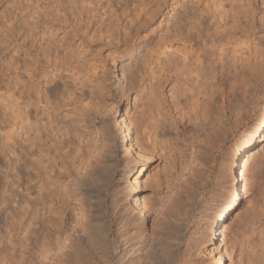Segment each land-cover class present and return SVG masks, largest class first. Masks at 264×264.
Wrapping results in <instances>:
<instances>
[{
  "label": "rangeland",
  "instance_id": "obj_1",
  "mask_svg": "<svg viewBox=\"0 0 264 264\" xmlns=\"http://www.w3.org/2000/svg\"><path fill=\"white\" fill-rule=\"evenodd\" d=\"M134 6L142 7L146 15L136 18V12H131ZM137 20L145 23L138 26ZM8 27L16 39L6 33ZM0 31V39L4 32L10 46L19 44L32 53L30 57L39 54L43 63L47 44H54L51 53L58 49V60L73 61L74 76L63 71L60 79L47 82L37 66L32 92L27 73L19 74L26 93L21 84L14 91L26 106L34 102L28 108L31 123L44 128L52 122L49 148L44 146L51 159L44 163L49 173L52 168L51 177L67 184L64 237L75 242L89 229L110 222L115 243L133 236L150 247L145 252L157 248L147 256L148 264H214L218 257L222 264L264 263V140L251 152L240 201L226 217L218 250L208 242L207 232L215 210L229 195L227 165L232 147L252 127L264 101V0H0ZM66 37L73 42L71 57L58 47L62 41L68 44ZM3 52L6 60L8 50ZM131 53L141 58L136 76L126 84L121 71ZM11 76L0 83V108L13 102L4 95V84ZM157 105L165 106L169 116L157 117L155 133L142 135L144 106ZM44 106L49 111L42 114ZM80 115L86 123L79 126L74 122ZM121 121L130 122L129 156H124L121 145ZM26 130V123L17 128L19 140L14 145L25 154ZM36 151L34 147V159ZM16 154L20 155L19 149ZM20 157L21 162L10 166V192L5 184L7 165L0 159V203L1 197L13 195L8 207L0 204L1 235L6 214L18 212L16 202L27 198L28 174L33 177L28 192L31 197L37 193L36 169H26V155ZM74 182L84 185V190L75 189ZM47 192L51 196L52 191ZM135 202H146V207L140 211ZM53 256L51 264L62 263L56 261L58 255Z\"/></svg>",
  "mask_w": 264,
  "mask_h": 264
},
{
  "label": "bare ground",
  "instance_id": "obj_2",
  "mask_svg": "<svg viewBox=\"0 0 264 264\" xmlns=\"http://www.w3.org/2000/svg\"><path fill=\"white\" fill-rule=\"evenodd\" d=\"M134 11L136 12L134 14V15H136L135 16L136 18H137V16L139 17V15L142 13H144L145 15L147 13V12H145V10L143 11V8L140 6L133 8V10L131 12L133 13ZM153 12H155V11H153ZM139 21L137 20V22H135V21H133V22L138 24V26H142L145 23V22H142L143 23L142 24ZM129 22H130V20H129ZM130 25H131V23H130ZM5 30H6V33H9L12 35L11 28L8 27V30L7 29H5ZM189 32H191V31L188 30V32H187L190 35ZM201 33H199V34L201 35ZM3 34H4V36L2 35V37L0 39V55L2 54L0 56V83H3L4 79H6L8 76L12 75L11 77L8 78L7 82L4 84V91H5L4 95L5 94L8 95L10 100L13 101V102L10 101L11 103H13V104H10V106H9L10 102L7 105H5L3 103L4 105L3 106L1 105V108H0V159H1V161L4 160V163H6L5 165H7V167L5 169V172H6L5 173V179H6L5 184L9 188V192H10L12 184H13L12 179L8 180L9 175H10L9 174L10 166L13 165V167H15L17 162H21V157H20L21 154L23 156L26 155V158H27L26 169H28L30 171H35V169H36V175H37L36 178H38L39 183H38L36 195L34 197H31L30 193L28 191L32 187L30 184L33 180V177L28 174L27 182L29 185L26 188V196H27L26 200L21 199L18 202H16L18 209H19L18 212L6 214V219H5L6 229L4 231V234H2V235L0 234V262H2V263L3 262L4 263L5 262H11V263L17 262L18 264H23V262H24L23 260H25V255H24V252H25L26 264H27V262H31V264L34 262H38V264H39L40 261L43 262L42 264H44L45 262H48V260H49V263L50 262L53 263L52 261H50V259L55 254L59 256V257L57 256L58 259L56 261L62 262V263L64 262L63 264H84V262H92V260H96L98 262V264H100V263L101 264H148L149 261L147 263L146 258L149 255V253H151L152 251L150 250L149 252H145L144 250H146L147 248L149 250L150 247H148L147 244L142 243V241L140 242L139 239L136 240L135 237L133 238V236L129 240H120L119 242L115 243V240H114L115 237L113 236L114 232H113V228L111 227L110 222L108 224H107V222H105L106 227H103V228H101V227L91 228V226H90L91 229H89L90 231L86 232V236L84 238H81V239L78 238V240H76L75 242L73 240H69V238L64 237V236H66V234H64V232L62 231L61 225H64L63 224V216L64 215L62 216V213H63L64 209H66L64 207H66V203L68 202L67 199H69L68 198L69 192L67 190V184H65V183L63 184L62 182L59 181V179L55 178L57 176L51 177L50 173L53 170L51 168V172L49 173L47 171L48 165H46L44 163V160L47 163V162H50V159H51V158L48 159L49 157H48V152H47L49 150L48 149L49 146L47 145V143L49 142L48 137H49V131H50L48 129V124L51 121H49V123L47 124V127L42 123L44 128H41L37 122L31 123L29 120V115H28L29 109L28 108L32 107V105H34V102L29 101L27 103V106H26V101L23 100L24 98H22V100H21V96L15 97L14 91L17 89V85L21 84L20 86H22L24 88L23 93H26V84L24 85V83L19 81V78H20L19 74H26L27 73L28 80L30 79V81L28 83V88H29L30 92H32V89H34V85H32L33 83L31 82V79L34 78L32 76L34 75V73L36 71L35 69H37L36 68L37 66H40L38 68H42V70L38 72L41 74L40 77L42 76L41 79L46 80L47 82H50L53 80V78H59L60 79L64 72L70 73V74L74 73V70H72L73 69V66H72L73 61L71 60V58H69L66 61L58 60L57 59V57H58L57 56V50L58 49H56L55 52H53L54 55H52L53 53H51V48H53L54 44L53 45L51 44L52 47H50L49 44H47V47L45 46V49L43 50V54H42V59L44 60V63H45V65H44L43 61L41 60L42 61L41 62L40 59H38L39 54L36 55L37 57L36 56L30 57L32 55V53H28L26 51V49L25 48L23 49L19 44L10 46L11 40L10 41L8 40L9 37L4 32H3ZM72 35H75V34H72ZM192 35H194V33ZM13 37L15 38V35ZM74 38H76V37L74 36ZM74 38L72 37V39H74ZM68 39H70V38L69 37L67 38V41H68L67 45L65 43H63L64 41H62V43L60 42L61 44H59L58 47L61 49L64 48L65 51L68 50L67 53L70 55H68L66 52L65 53L69 57H71L73 55V53L70 49H74V48H71L73 45L72 44L73 42L69 43ZM56 40H60V39H56ZM23 42H24V40H23ZM58 42L53 41V43H57V44H58ZM57 44H55V45H57ZM39 49H41V48H39ZM196 49H198V48H196ZM5 50H8V54H9L8 58L6 59L7 61L2 58L3 53H4L3 51H5ZM19 53H21L23 55L22 59H20ZM199 56L200 55L197 56L198 57L197 60L200 64L201 58H199ZM4 57H6V56L4 55ZM26 57L29 60V64H26ZM140 58H137V55L135 56L134 54L131 53L128 56L129 62L127 64L123 65V70L121 71L122 72L121 74H122L123 80L125 81L126 84L128 83L129 79L131 80V78L135 75L136 71H138V64H139ZM73 59H74V56H73ZM45 66H46V68H45ZM48 67L50 68L49 70H47ZM199 70H201V69H199ZM72 75L74 76V74H72ZM73 76L72 77L70 76V77L73 78ZM53 88H56V86H54ZM123 88H121L119 90L123 91ZM23 93L20 92V94H23ZM28 97H30V94H28ZM6 99H8V98L6 97ZM7 102L8 101H6V103ZM153 102H155V101H153ZM15 105H17V106H15ZM19 106H23L22 111H19V109H18ZM14 107H15V110H14ZM178 107H176V108H178ZM48 108H49V106H48ZM48 108H47V106H44L41 110L42 114L48 113V111H49ZM176 108H174V109H176ZM50 109H52V108H50ZM166 110H165V106H159V105H157V106H144V110L142 112L143 113L142 114L143 119L140 123V129H141L142 135L145 133L149 134L150 132L153 133L156 130L157 117L160 118V116L165 117L166 114L168 115L169 111H166ZM177 110L178 109H176V111ZM184 116H186V114ZM77 117L79 118V120H77V121L75 120L76 122L73 121L74 124L76 123L77 125H79L81 123L82 124L86 123L84 121L83 115H80ZM37 119H39V118H37ZM49 119L47 118V121ZM41 122H43V121H41ZM121 122L123 123V128H122V126H120V128H119V126L117 125L119 133L121 135V145H123L122 147H123V151H124V156H129L130 155V151H129L130 148H127V145H129V146L131 145V144H129V141H130V124L129 123L130 122L129 123H126L124 121H121ZM25 123L27 124L26 140L29 142V144H28L29 148H28V151L26 152V154L24 153V150L22 148H19L20 146L17 148L14 147L16 142L19 140V134L18 135L16 134L17 128H22V126ZM147 123H149V126H146ZM50 124L52 125V122ZM158 127L159 126H157V129H158ZM31 132L33 134H35L34 132H36V134L33 135V137H31L30 136ZM52 132H53V129H52ZM56 134H58V133H56ZM65 134L66 135L69 134L68 129L65 130ZM65 134L63 133V135L62 134L61 135L64 136ZM54 135H55V133H54ZM41 137H44L45 139H43ZM55 137H56V135L54 136V138ZM154 137H156V135ZM57 138H55V139L57 140ZM147 138H149V137H147ZM51 139H53V138H51ZM56 140H55V143H56ZM154 140H156V139L154 138ZM263 140H264V101L262 103L261 112L257 116L254 124L252 125V127H250V129L248 131H246V133L243 135V137L237 143H235L233 145L230 156H229V165H227V166H229V170H228V173H229V177H228L229 178V181H228L229 182V187H228L229 188V195H228L227 199L224 200V202L215 210L214 216L209 221V224L207 226L208 242L211 245H216V250H218L219 246H220L221 229L225 223L226 217L238 205V202L240 201V196H241V192H242L241 182L245 180L244 179V174H245L244 169L250 160L251 152ZM59 141H57V142H59ZM59 143H61V142H59ZM46 145L48 146V148L44 147ZM49 145L51 147V144H49ZM58 145H60V144H58ZM34 147L37 150L36 152H38L37 157L35 159H34ZM59 147L61 148L62 146H59ZM17 149H19L20 155L16 154ZM64 154H66V153H64ZM143 155H145V154L143 153ZM12 156H14V158H15L14 161L11 160ZM5 158H6V160H5ZM52 160H54V159H52ZM1 161H0V166H2V164H3V163H1ZM52 163H54V168H56V161L54 160ZM71 164L73 165V163H71ZM61 166H63V164ZM63 171H64V168H63ZM71 171H72V169H71ZM68 173L69 172H67L66 174H68ZM72 173H73V171H72ZM46 174H48V175H46ZM44 175H45V177H44V179H42V177ZM139 175L140 174L138 172L137 178H139ZM65 176H67V175H65ZM45 180H49V181H46V183H45ZM67 182H69V181H66V183ZM74 185H75V189L80 190L81 192L84 190V188H83L84 185L76 184V183ZM46 186L47 187L49 186L48 189ZM51 186H53V187H51ZM34 187H36V186L33 185V188ZM50 187H51V189H50ZM47 190L52 191L51 196L48 194L49 192H47ZM2 194H4V193L2 192ZM89 194L91 196L92 193L90 192ZM62 196L64 197L63 199H61ZM11 198H13V195H11V194H9L6 199H3V197H1L2 200H1L0 204H4L6 207H8L10 204L9 202H10ZM188 198H189V196H188ZM186 199H187V197H186ZM134 204L137 206V208H139L140 211L146 207V205H145L146 202L145 203L143 202V204H141V205L138 202H135ZM95 207H97V206H95ZM262 210H264V209H262ZM262 210H261V213H263ZM181 216H183V215H181ZM100 217H101V219H105L101 215H100ZM7 218L9 219L8 222H7ZM259 218H260V216H259ZM100 221L102 222L104 220H100ZM25 222H26V224H25ZM68 229H69V227H68ZM22 231L26 235L24 234L25 236L20 238V234L23 233ZM249 231H248V233H249ZM253 231H254V229H253ZM167 232H165V233H167ZM246 233H247V231H246ZM129 237L130 236H128V238ZM153 238H155L154 240H157L156 237H153ZM158 238L160 239V237H158ZM244 239H245V236H244ZM153 243H155V241ZM157 243H160V245H161V241L157 242ZM138 244H140V246H138ZM23 245H25L26 248H24ZM151 245H152V243H151ZM151 245H149V246H151ZM157 247L159 248V246H157ZM151 248H153L152 249L153 252L155 249L157 250V248H155L154 246ZM254 248H255V246H254ZM17 249H20L19 255L16 253ZM251 249H252V247H251ZM213 250H215V249H213ZM255 252L256 251H254V253ZM157 253H158V251H157ZM154 254H155V252H154ZM55 256H53V257L55 258ZM151 256H152V254H151ZM169 257H170V255H169ZM101 259L103 262L102 261L99 262ZM259 263H261V262H259ZM214 264H222L221 258L218 257L216 260H214ZM262 264H264V263H262Z\"/></svg>",
  "mask_w": 264,
  "mask_h": 264
}]
</instances>
